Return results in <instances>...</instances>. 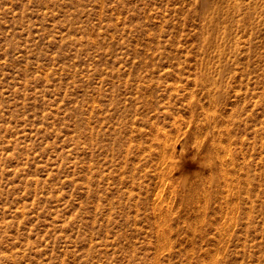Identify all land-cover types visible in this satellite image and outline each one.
I'll list each match as a JSON object with an SVG mask.
<instances>
[{
    "label": "rangeland",
    "instance_id": "374dc122",
    "mask_svg": "<svg viewBox=\"0 0 264 264\" xmlns=\"http://www.w3.org/2000/svg\"><path fill=\"white\" fill-rule=\"evenodd\" d=\"M0 264H264V0H0Z\"/></svg>",
    "mask_w": 264,
    "mask_h": 264
}]
</instances>
